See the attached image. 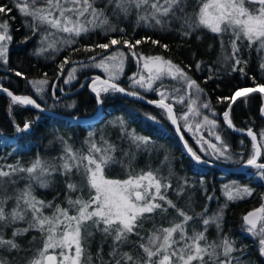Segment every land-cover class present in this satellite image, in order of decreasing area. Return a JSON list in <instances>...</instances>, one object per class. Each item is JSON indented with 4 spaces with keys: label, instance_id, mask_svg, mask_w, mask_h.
Returning <instances> with one entry per match:
<instances>
[{
    "label": "snow or ice",
    "instance_id": "snow-or-ice-1",
    "mask_svg": "<svg viewBox=\"0 0 264 264\" xmlns=\"http://www.w3.org/2000/svg\"><path fill=\"white\" fill-rule=\"evenodd\" d=\"M13 11L27 29L21 44L26 45L33 37H39L33 55L40 57L66 50L95 53L79 62L66 56L58 64L57 79L64 74L66 65L72 63L78 67L67 70L64 84L76 80L80 69L94 67L101 69L106 78L96 76L87 85L80 86L90 89L98 106L108 95L122 94L143 101L144 92H155L159 99L146 102L162 110L161 114L173 125L192 160L197 164L240 162L217 131V121L207 115L196 121L195 128L208 126L209 135L214 137V143L202 136L197 141L207 144V149L201 146L200 151L210 155L211 160L202 159L189 146L181 134V122L183 131H192L191 121L202 115L200 109L211 111L210 104L200 100L204 89L170 59L138 51L139 45L149 42L166 51L169 46L148 36L132 41L126 38L127 30L122 23L134 17L131 19L133 32L141 27L176 32L185 41L193 37L201 39L199 33L206 30L218 39L224 64L232 72L241 73L243 78L247 76L248 64L244 54L249 50L261 54L259 69L264 72V0H0V65L4 66L9 64V46L13 42L11 22L17 19L11 15ZM113 33H119L120 38H114ZM93 34L104 36L108 42L83 45L82 40ZM78 44L81 47H74ZM116 45H122L128 53L122 49L108 53L110 47ZM96 49L108 54L96 53ZM129 56L136 62L137 71L128 77L129 87L125 88L118 81L125 72ZM202 65V61H197L195 67L199 71ZM208 71L212 73L211 66ZM14 74L24 78L19 71ZM211 79L213 75L210 74L207 80ZM166 80L173 83L166 84ZM26 82L41 96L49 86L46 73L44 78ZM253 83V88H238L230 97L217 98L221 102H232L223 112V122L233 131L244 130L236 129L232 122V104L238 98L247 103L251 93L264 96V84L256 83L254 78ZM50 87L55 90L57 85ZM59 90L63 92L62 88ZM0 93H6L10 98V113L14 105H30L39 112L47 111L29 96L15 95L6 87L0 86ZM53 97L56 98L55 91ZM175 104L186 107V111L175 112ZM65 108L69 120L79 125L80 117L74 112L76 105L67 104ZM211 114L216 115L214 111ZM260 114L264 116V106L260 108ZM143 115L154 124L160 123L150 112ZM99 116L97 113V118ZM35 123L28 120L22 126L15 124L16 137L23 139L34 133ZM58 123L53 117L46 134L50 137L49 145L59 146L57 156L45 159L38 155L28 165L19 160L0 164V264H249L245 259L247 247L225 233L223 228L228 202L252 196L254 190L251 187L235 183L222 185L225 203L218 204L211 213L208 204L201 211H195L191 196L185 207H178L167 195L173 190L171 170L164 177L159 169L149 168L137 173L133 167L137 153L150 151L154 142L131 129L126 120L118 117L111 126L118 131L120 140L128 142L127 149L104 135L96 139L93 132L86 137L84 146L77 149L71 138L60 132ZM246 135L252 140V152L242 166L254 169L258 179L264 181V162H258L264 155V131L259 133V140L251 128L246 130ZM167 161L165 156L164 162ZM116 165L127 171V179L106 176V171ZM200 183L204 184L203 179ZM61 184L64 200L59 203L56 202L61 194L59 190L52 200H43L37 195L38 189H55ZM191 187L193 184L187 178H181L174 189L176 197H183ZM204 191L206 200L212 201L214 196L208 195L207 189ZM10 202L12 207L9 209ZM64 203L68 206L63 207ZM242 220L243 232L257 241L259 254L264 257V204L248 212ZM148 222L152 223V228L145 234ZM194 222H198L199 227ZM212 228L216 230L214 239L208 235ZM33 233L39 235H30ZM21 238L29 245L39 240L42 247L28 257L32 248L24 247ZM93 243L96 244L94 253L91 250ZM134 249H139L141 255H134ZM21 253L25 255L21 256Z\"/></svg>",
    "mask_w": 264,
    "mask_h": 264
},
{
    "label": "trees",
    "instance_id": "trees-1",
    "mask_svg": "<svg viewBox=\"0 0 264 264\" xmlns=\"http://www.w3.org/2000/svg\"><path fill=\"white\" fill-rule=\"evenodd\" d=\"M3 2H8V0H3ZM11 15L17 16V19L11 22L13 42L9 46V64L7 66L0 65V86L8 88V90L12 91L15 95L29 96L47 109V111L62 117L68 118L69 112L65 108V105L72 103L76 105L74 112L80 117V120L94 116L99 108L96 104L95 96L87 86L80 90V85L84 84L87 79H89L88 83H90L93 77L101 76V72L96 68L80 69L77 72L76 80L71 84H64L63 80L67 75V70L74 66L78 67V64H71L68 67L65 66V72L59 79H57V75L59 73L58 64L61 63L66 56L70 55L71 60L79 62L86 61L88 56L95 53H85L84 51L71 52L70 50H66L59 54L46 53L44 56L37 57L33 55V52L38 47L39 37H33L26 45L21 44V40L24 38L27 29L22 26L21 18L15 11H13ZM131 19H134V17ZM131 19L122 23V26L127 30L125 34L126 38H130L134 41L148 36L169 46V50L166 51L159 46H153L149 42L139 45L138 51L142 52L144 55H161L170 59L173 63L183 68L188 75L204 89V94L201 95L200 100L208 102L211 106V111L204 108L200 109L202 115L191 121L194 126L193 130L196 129V121L202 120L203 115H207L210 119H215L219 125L217 131L222 134L237 160H240L239 163L212 161L210 164L219 165L228 169L241 167L243 161L247 160L252 152V140L250 137L245 136L246 130L251 128L257 134L258 140L259 133L264 131V116L260 114V108L264 106V96L258 92L251 93L247 97V103H245L243 99L238 98L236 102L232 104L230 110L232 122L236 129H242L244 131H233L227 128L223 122V112L228 110V104L232 102L230 100L221 102L217 98L230 97L238 88L255 87L253 78L256 83L264 84V72H261L259 69L261 54L257 53L255 50L245 52L244 58L248 61L246 67L247 76L242 78L241 73L232 72L231 68L224 64L222 59L223 53L220 49L219 41L212 33L204 30L199 33L201 39L197 40L193 37L185 41L182 40L176 32H159L143 27L137 28L135 32H133ZM17 29H19V31H17ZM112 35L114 38H120L119 33H113ZM97 42L107 43L108 40L104 36L96 34L82 40V44L85 46ZM74 47L79 48L81 45L78 44ZM116 49H122L128 52V49L123 48L122 45H116L110 47L108 53ZM95 52L101 54L104 51L96 49ZM197 61L203 62L202 70L198 71L196 69L195 65ZM127 66V71L118 81L120 86L125 88L129 87V80L127 77L129 68L133 66V62L129 57L127 59ZM209 66L213 69L212 73L208 71ZM15 71L21 72L24 78L15 76ZM45 73L47 74L49 86H46L42 96L37 95L35 89L26 81L44 78ZM210 74L213 75V79L207 80ZM101 77L103 79L105 78L103 76ZM206 80L207 82H205ZM52 84L57 85L55 90L50 87ZM61 88L63 92L59 90ZM53 91H55L56 98L53 97ZM76 91L77 93L72 96L61 98L64 92L70 93ZM143 95L145 96V100L143 101L134 100L122 94L108 95L101 105L102 119L100 122L96 124L79 123V125H77L66 118L55 117V119L59 121L57 127L62 134L71 138L72 144L77 149L84 146V141L90 132L96 134V139L104 135L106 138L117 143L121 148L127 149L129 147L128 142L126 140H120L118 138V131L111 126V122L115 121L118 117L123 118L128 122L131 129H134L142 136L150 137L154 142V146L151 147L150 151H141L137 153L136 159L133 161V167L136 172L139 173L141 170L147 171L149 168L159 169L160 175L167 177L171 170L173 173L171 176L173 190H170L167 195L170 199L176 201L178 207H185L188 197L191 196L192 207L195 211H201L204 205L208 204L209 213H211L217 208L218 204L225 203V197L221 192L222 185L235 183L237 185H247L251 187L254 190L252 196L238 199L234 202H228V207L225 209L223 230L247 247L245 259L249 264H264V257L259 254L257 241L242 230V217L248 212L260 208L261 205L264 204V199H262V197H264V181L258 179L254 174L255 170L252 168L247 169L246 172L223 174L215 168L195 163L184 151V147L176 135L173 125L161 114L162 110L146 102L147 100H158L159 97H157L156 93L144 92ZM10 104L11 101L9 97L0 94V164L16 163L17 160H19L22 164L28 165L38 155L45 159L57 156L59 153V146L49 145L48 141L50 137L46 135L50 131L53 117L44 115L33 108L21 105L12 106V111L10 113ZM174 111L181 113L186 111V107L175 104ZM212 111L216 113L215 116H212ZM144 112L152 113L157 117L160 123L154 124L145 119L143 115ZM28 120L36 121L34 133L29 134L23 139L16 137L14 131L15 124L18 123L22 126L23 123ZM182 125L183 122H181V134L184 136L189 146H191L202 159L211 160L210 155H205L204 152L200 151L201 148L195 141L198 135L205 137L208 141H214L213 136L212 138H207L210 137L208 126H203L197 130L194 137L187 133V131H183ZM241 141H243V143H241ZM201 145L207 149V146L202 142ZM262 152H264V148H262ZM165 156L168 157L167 162H164ZM259 162H264V155L261 156ZM106 176L110 179L120 180L128 178L127 171L118 165L107 170ZM181 178H187L190 183L193 184V187L189 188L183 197L177 198L174 189L180 183ZM201 179L204 181L203 185L200 183ZM62 188L63 185L61 184L55 189H38L37 195L40 199L52 200L53 196L59 190L61 194L56 200V202L59 203L64 200ZM204 189H207L208 195L214 196L212 201L206 200ZM64 204H62L63 207H65ZM169 211L174 215L171 209ZM194 223L199 227L198 222ZM164 224L167 226L166 222H164ZM151 228L152 223H146L145 234L147 230ZM34 234L35 233L30 235ZM208 235L210 239H214L216 236L215 228L210 229ZM22 243L24 247H28L26 240ZM31 248L33 251L34 246ZM91 250L93 253L95 252L92 246ZM31 252L27 253V255L31 254ZM133 254L141 255L139 249H134Z\"/></svg>",
    "mask_w": 264,
    "mask_h": 264
},
{
    "label": "water",
    "instance_id": "water-1",
    "mask_svg": "<svg viewBox=\"0 0 264 264\" xmlns=\"http://www.w3.org/2000/svg\"><path fill=\"white\" fill-rule=\"evenodd\" d=\"M105 53L103 52V53H101V55H104ZM129 58H130V60L133 62V64L135 65V72L137 71V65H136V62L129 56ZM72 63H70V64H68V65H66V67H68V66H70ZM65 67V68H66ZM101 79H103V78H101ZM88 81H89V79H87V80H85V82H84V85H86L87 83H88ZM84 88V87H83ZM82 87H81V89L80 90H82L83 89ZM90 90V89H89ZM75 93H77V91L76 92H70V93H63V95H62V97L61 98H67V97H69V96H72V95H74ZM0 94H2V95H6V93H0ZM93 94V93H92ZM94 95V94H93ZM7 96V95H6ZM128 97V96H127ZM129 98H131V99H134V98H132V97H129ZM10 99V98H9ZM134 100H136V99H134ZM138 101H141V100H138ZM150 105H152V104H150ZM26 107H30V108H33L32 106H30V105H28V106H26ZM33 109H35V108H33ZM35 110H37V109H35ZM38 111V110H37ZM40 113H42V114H44V115H47V116H51V117H58V118H66L67 120H69V118H67V117H62V116H60V115H57V114H55V113H52V112H50V111H45V112H40ZM97 113H99L100 114V116H99V118H97ZM94 116H92V117H90V118H88V119H83V120H80V123H82V124H96V123H98V122H100V120L102 119V116H101V105H99V108H98V112H97ZM174 128V127H173ZM174 131H175V133H176V135L178 136V138H179V140H180V137H179V135L177 134V132H176V130H175V128H174ZM245 136H247L246 134H245ZM249 137V136H248ZM180 142H181V144H182V146H183V141H181L180 140ZM184 147V146H183ZM184 151L187 153V151H186V149L184 148ZM188 154V153H187ZM189 155V154H188ZM189 157L191 158V156L189 155ZM192 159V158H191ZM194 161V160H193ZM195 162V161H194ZM259 162V161H258ZM196 163V162H195ZM199 165H202V166H206V167H212V168H215V169H217L218 171H220L221 173H223V174H228V173H236V172H243V171H245V170H247V169H249V168H243V166H241V167H238V168H235V169H228V168H224V167H221V166H219V165H214V164H199Z\"/></svg>",
    "mask_w": 264,
    "mask_h": 264
},
{
    "label": "rangeland",
    "instance_id": "rangeland-1",
    "mask_svg": "<svg viewBox=\"0 0 264 264\" xmlns=\"http://www.w3.org/2000/svg\"><path fill=\"white\" fill-rule=\"evenodd\" d=\"M125 52V51H124ZM125 53H128V52H125ZM127 61H126V65H125V72L127 71ZM94 68V67H93ZM98 71H100L101 73V76H103V77H105L106 78V75H105V73L101 70V69H98V68H96ZM124 72V73H125ZM135 72V65L133 64V66L131 67V68H129V72H128V77L132 74V73H134ZM145 76L147 75V73H143ZM101 76H99L100 78H102ZM127 77V78H128ZM165 83L166 84H169V85H171L173 82L171 81V80H166L165 81ZM157 95V94H156ZM157 97H159L158 95H157ZM194 127V126H193ZM197 132V129H195V130H193V128H192V131H187V133H189L190 135H193L194 137H195V133ZM201 136L200 135H198V136H196V139H195V141L197 142L198 140H199V138H200ZM205 140H207L205 137H203ZM207 138H212V136H210V137H207ZM208 141V140H207ZM202 142V141H201ZM201 142L200 143H198L197 142V144L199 145V147L201 148ZM209 142H215V141H209ZM203 143V142H202ZM206 146H207V144H205ZM243 172H246V170L245 171H243ZM20 186L22 187L23 186V182H21V184H20ZM84 195L86 196L87 195V191H85V193H84ZM64 206L65 207H67L68 205L65 203L64 204ZM12 207V203L10 202L9 203V205H8V208L10 209ZM46 211H48V210H46ZM74 214V213H73ZM8 235L10 236V231H9V233H8ZM34 235H39L38 233H35ZM22 239V238H21ZM25 240H22V242H24ZM32 246H34V248H33V251L31 252V254H29V255H27L28 257H31V256H33V255H35V250L37 249V248H40V247H42V243L39 241V240H37V242L36 243H34V244H32V245H29L28 244V247H32ZM92 249L95 251L96 250V244L95 243H93L92 244ZM50 251V253H51V250H49ZM59 250H57V252H58ZM5 255H6V253H5ZM21 256H23V255H25L24 253H21L20 254Z\"/></svg>",
    "mask_w": 264,
    "mask_h": 264
}]
</instances>
